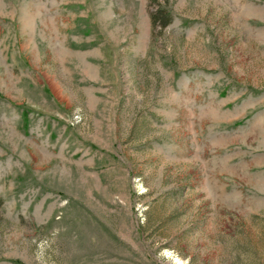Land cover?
<instances>
[{
    "label": "rangeland",
    "instance_id": "374dc122",
    "mask_svg": "<svg viewBox=\"0 0 264 264\" xmlns=\"http://www.w3.org/2000/svg\"><path fill=\"white\" fill-rule=\"evenodd\" d=\"M0 264H264V0H0Z\"/></svg>",
    "mask_w": 264,
    "mask_h": 264
},
{
    "label": "trees",
    "instance_id": "16d2710c",
    "mask_svg": "<svg viewBox=\"0 0 264 264\" xmlns=\"http://www.w3.org/2000/svg\"><path fill=\"white\" fill-rule=\"evenodd\" d=\"M152 19H153V21H154V23H155L156 25L165 26L166 24L169 23L168 20H165V21L162 22V20H161V18H160V12H159V11L157 12L156 15H153V16H152Z\"/></svg>",
    "mask_w": 264,
    "mask_h": 264
}]
</instances>
